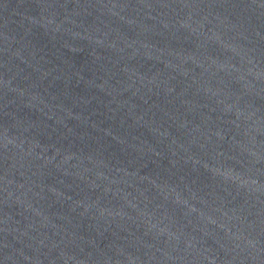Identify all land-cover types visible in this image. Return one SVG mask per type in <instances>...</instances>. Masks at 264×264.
Wrapping results in <instances>:
<instances>
[{"label":"water","instance_id":"95a60500","mask_svg":"<svg viewBox=\"0 0 264 264\" xmlns=\"http://www.w3.org/2000/svg\"><path fill=\"white\" fill-rule=\"evenodd\" d=\"M0 264H264V0H0Z\"/></svg>","mask_w":264,"mask_h":264}]
</instances>
